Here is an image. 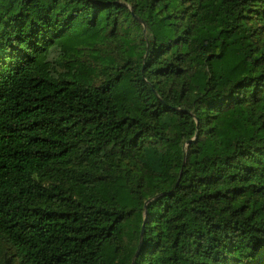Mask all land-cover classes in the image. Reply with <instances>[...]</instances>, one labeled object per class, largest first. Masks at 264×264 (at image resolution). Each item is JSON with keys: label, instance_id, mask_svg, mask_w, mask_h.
Listing matches in <instances>:
<instances>
[{"label": "trees", "instance_id": "1", "mask_svg": "<svg viewBox=\"0 0 264 264\" xmlns=\"http://www.w3.org/2000/svg\"><path fill=\"white\" fill-rule=\"evenodd\" d=\"M260 27L264 0H0V264H264Z\"/></svg>", "mask_w": 264, "mask_h": 264}, {"label": "rangeland", "instance_id": "2", "mask_svg": "<svg viewBox=\"0 0 264 264\" xmlns=\"http://www.w3.org/2000/svg\"><path fill=\"white\" fill-rule=\"evenodd\" d=\"M259 25L260 24L258 22L257 26ZM258 34L261 37V40L263 41L264 40V27H260L258 29ZM13 253L14 251L0 239V256L5 257L6 259H9V257L13 255Z\"/></svg>", "mask_w": 264, "mask_h": 264}]
</instances>
